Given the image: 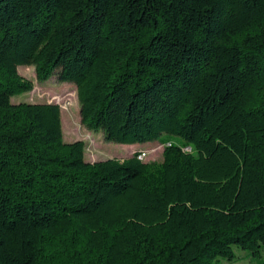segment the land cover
Wrapping results in <instances>:
<instances>
[{"label":"trees","instance_id":"obj_1","mask_svg":"<svg viewBox=\"0 0 264 264\" xmlns=\"http://www.w3.org/2000/svg\"><path fill=\"white\" fill-rule=\"evenodd\" d=\"M106 142L88 162L55 104ZM264 248V0H0V264H215Z\"/></svg>","mask_w":264,"mask_h":264},{"label":"rangeland","instance_id":"obj_2","mask_svg":"<svg viewBox=\"0 0 264 264\" xmlns=\"http://www.w3.org/2000/svg\"><path fill=\"white\" fill-rule=\"evenodd\" d=\"M19 74L34 83V89L26 94L14 97L13 104H55L61 109L64 141L66 143L84 142L86 144L85 158L88 162H99L108 159L124 160L142 151L143 162H159L163 156V146L159 142L145 144L137 151H129L132 146L106 142L101 132L88 130L81 121L77 90L73 84L58 82L56 76L41 83L37 79L34 67H20ZM142 146V145H141ZM139 150V151H138ZM236 259L228 261L219 258L215 264H264V248L260 257H254L248 251L234 248Z\"/></svg>","mask_w":264,"mask_h":264},{"label":"crops","instance_id":"obj_3","mask_svg":"<svg viewBox=\"0 0 264 264\" xmlns=\"http://www.w3.org/2000/svg\"><path fill=\"white\" fill-rule=\"evenodd\" d=\"M144 147V145H133L129 151H137L138 148ZM139 151V150H138Z\"/></svg>","mask_w":264,"mask_h":264},{"label":"built area","instance_id":"obj_4","mask_svg":"<svg viewBox=\"0 0 264 264\" xmlns=\"http://www.w3.org/2000/svg\"><path fill=\"white\" fill-rule=\"evenodd\" d=\"M145 156H146L145 154H140L139 157H141L143 159Z\"/></svg>","mask_w":264,"mask_h":264}]
</instances>
